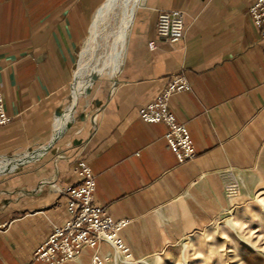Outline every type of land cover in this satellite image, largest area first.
<instances>
[{
	"label": "crops",
	"instance_id": "obj_1",
	"mask_svg": "<svg viewBox=\"0 0 264 264\" xmlns=\"http://www.w3.org/2000/svg\"><path fill=\"white\" fill-rule=\"evenodd\" d=\"M108 1L0 0V88L11 118L0 126V167L34 157L0 174V225L9 226L0 233V264H54L35 255L68 219L59 189L79 185L80 159L95 174L97 202L130 221L122 238L135 263L173 259L231 210V183H243L242 201L264 178V44L250 15L255 0H141L119 71L82 87L67 114L81 54ZM172 11L185 13L179 43L156 35L159 13ZM182 71L192 90L175 96L171 110L197 153L184 164L168 147L167 126L139 114ZM99 250L114 264L107 245ZM92 254L84 249L63 264H93Z\"/></svg>",
	"mask_w": 264,
	"mask_h": 264
},
{
	"label": "built area",
	"instance_id": "obj_2",
	"mask_svg": "<svg viewBox=\"0 0 264 264\" xmlns=\"http://www.w3.org/2000/svg\"><path fill=\"white\" fill-rule=\"evenodd\" d=\"M250 15L264 44V0H255L250 8ZM184 18L183 11L159 13L157 37L171 43L182 41L185 37ZM149 47L155 49V42H151ZM191 90L190 79L184 71L174 74L164 92L139 113L146 124L163 123L167 126L165 139L181 164L194 161L197 153L186 126L171 110V102L175 96ZM10 121L5 108V97L0 88V126H5ZM73 173L77 176L79 185L59 189L66 201L68 219L53 226L51 234L39 246L36 258L42 262L63 264L76 260L84 249H90L93 252V264H108L110 260L103 258L99 250L100 245L105 244L113 252L114 264H141L142 261L133 262L132 251L122 238V233L130 221L115 220L106 207L97 202L96 177L89 164L83 159L78 160ZM232 188L235 191L237 186ZM8 227L0 225V233H5Z\"/></svg>",
	"mask_w": 264,
	"mask_h": 264
},
{
	"label": "rangeland",
	"instance_id": "obj_3",
	"mask_svg": "<svg viewBox=\"0 0 264 264\" xmlns=\"http://www.w3.org/2000/svg\"><path fill=\"white\" fill-rule=\"evenodd\" d=\"M126 1L120 0L117 8L108 13L107 21L99 28L97 47L86 63H82L84 78H80L79 89L86 86L91 75L98 79L115 74L114 67L122 61L131 21L141 2L139 0L126 8ZM235 185L237 188L233 191L232 186ZM229 187V194L235 203L221 221L192 236L174 253L173 259L165 261L156 257L141 264H264V178L242 201L239 199L244 186L240 179Z\"/></svg>",
	"mask_w": 264,
	"mask_h": 264
},
{
	"label": "bare ground",
	"instance_id": "obj_4",
	"mask_svg": "<svg viewBox=\"0 0 264 264\" xmlns=\"http://www.w3.org/2000/svg\"><path fill=\"white\" fill-rule=\"evenodd\" d=\"M120 0H109L106 4H105V7L100 10L98 13H97V16H96V22L93 26V29H92V37L91 39L88 41V45H86L85 49L83 50L82 54H81V67H80V70H79V75L81 77L84 78V74H83V71L82 70V63L85 61L86 63V60L87 58L89 59V55H91V53L95 50V48L97 47V41H98V38L100 36V27L103 25L104 22L107 21V15L108 13H110L111 11L115 10L117 8V4ZM137 1L139 0H128V2L126 1L125 4H126V8L130 7V5L132 3H136ZM129 26H127L128 28ZM126 28V29H127ZM102 29H105V28H102ZM120 62H122L121 60L119 61V63L117 64V66L114 67L113 69V72H115V74L119 71L120 69ZM85 65V64H84ZM80 81V80H79ZM84 81V80H83ZM80 84V83H79ZM61 125H59L58 128H60Z\"/></svg>",
	"mask_w": 264,
	"mask_h": 264
},
{
	"label": "water",
	"instance_id": "obj_5",
	"mask_svg": "<svg viewBox=\"0 0 264 264\" xmlns=\"http://www.w3.org/2000/svg\"><path fill=\"white\" fill-rule=\"evenodd\" d=\"M96 20L97 19L95 18L94 24H95ZM94 24H93V26H94ZM92 29H93V27H92ZM91 37H92V32H91ZM80 78H81V76L79 75V73H77L76 78H75L74 83H73V89H72L74 103H73L72 109H70L69 112L67 113V114H70V115L72 113H74V109H75V107H76V105L78 103V99L80 97V92H81L80 89H79V87H80L79 86V80H80ZM96 79H97V76L94 77V78H92V75H91L90 79L86 82L85 85L87 86V85L93 83ZM76 87H78V89H79L78 92L79 93H78V96L75 98L74 97V94H75L74 91H75V88ZM67 114L65 116H67ZM62 128L63 129L65 128V123L62 124ZM57 139H58V134H56V136L53 139L51 145L47 149H45L44 152L48 151V149H50V147L57 141ZM33 160H34V157H26L25 159H21L18 162L14 163L13 165H4V166H1L0 167V174L7 172V171H9L10 169H12L14 167H20V166L26 165L27 163L32 162Z\"/></svg>",
	"mask_w": 264,
	"mask_h": 264
}]
</instances>
